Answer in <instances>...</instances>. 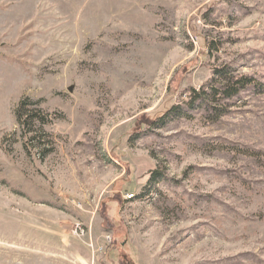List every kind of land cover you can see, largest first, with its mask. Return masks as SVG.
Returning <instances> with one entry per match:
<instances>
[{"label": "rangeland", "instance_id": "obj_1", "mask_svg": "<svg viewBox=\"0 0 264 264\" xmlns=\"http://www.w3.org/2000/svg\"><path fill=\"white\" fill-rule=\"evenodd\" d=\"M0 264H264V0H0Z\"/></svg>", "mask_w": 264, "mask_h": 264}, {"label": "trees", "instance_id": "obj_2", "mask_svg": "<svg viewBox=\"0 0 264 264\" xmlns=\"http://www.w3.org/2000/svg\"><path fill=\"white\" fill-rule=\"evenodd\" d=\"M213 76L210 82L206 86H201L198 89H191L189 92L188 99L183 102V106L179 104L167 105L165 109L157 114H155L151 119L149 118L146 126L148 128H153L156 122L160 124L166 122L168 119L176 116H188L187 110L194 107L195 103H200L204 106V110L211 118V120H216L218 116L223 115L227 108L223 106L218 107L214 104L217 96L228 99L236 95L239 91L248 86H256V81L253 77L246 74H235L228 76L229 65H222L213 67ZM36 101H31L28 97L22 98L15 109L16 121L21 129L22 136L25 137L24 145L35 139L34 133V123H40L39 130L41 131V126L49 123L51 120L48 113H44L41 108L36 107ZM45 134V133H43ZM28 150V147H26ZM51 149H44L42 153V158L50 152ZM153 174V173H152ZM157 177L156 172L151 179Z\"/></svg>", "mask_w": 264, "mask_h": 264}]
</instances>
